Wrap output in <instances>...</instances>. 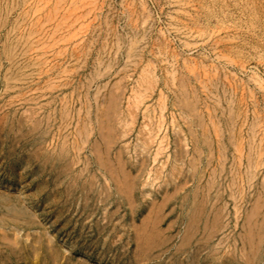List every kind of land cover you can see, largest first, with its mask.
Listing matches in <instances>:
<instances>
[{"label": "rangeland", "instance_id": "1", "mask_svg": "<svg viewBox=\"0 0 264 264\" xmlns=\"http://www.w3.org/2000/svg\"><path fill=\"white\" fill-rule=\"evenodd\" d=\"M0 264H264V0H0Z\"/></svg>", "mask_w": 264, "mask_h": 264}]
</instances>
